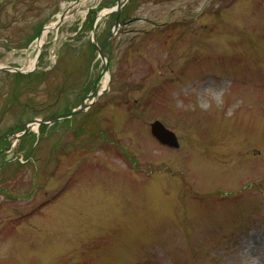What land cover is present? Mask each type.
Here are the masks:
<instances>
[{"label": "rangeland", "instance_id": "1", "mask_svg": "<svg viewBox=\"0 0 264 264\" xmlns=\"http://www.w3.org/2000/svg\"><path fill=\"white\" fill-rule=\"evenodd\" d=\"M116 1L0 0V264H264V0H130L105 85Z\"/></svg>", "mask_w": 264, "mask_h": 264}, {"label": "water", "instance_id": "2", "mask_svg": "<svg viewBox=\"0 0 264 264\" xmlns=\"http://www.w3.org/2000/svg\"><path fill=\"white\" fill-rule=\"evenodd\" d=\"M127 2H128V0H118L117 1L115 11H117L118 15L120 14L121 8L124 7V5ZM105 16H107V15H105ZM104 17L100 16L98 19H101ZM91 33L94 34V27H93V31ZM96 42H97L96 39H94V45L98 48L99 56H100L101 60L104 62V69H103L102 73L105 74L108 71L107 64H106V62H107L106 55L103 53V48L98 47ZM94 92H95V90L93 89L92 94ZM90 96L91 95H89L88 97H90ZM86 107H87V105L85 103H83L80 108H78L77 110H72L70 113H68L66 115L48 120L46 122L37 121V119H36V121H33L32 123H35L36 125L53 124V123H56V122L61 121L63 119L70 118V117H72V115L83 112ZM27 127H28V125H27ZM151 134L158 141V143H160V144L162 143V145H164V146H168V147L174 148V149H177L179 147L178 142H176L177 139H176L175 135L172 132L168 131L161 124V122L160 123L154 122L151 125Z\"/></svg>", "mask_w": 264, "mask_h": 264}, {"label": "bare ground", "instance_id": "3", "mask_svg": "<svg viewBox=\"0 0 264 264\" xmlns=\"http://www.w3.org/2000/svg\"><path fill=\"white\" fill-rule=\"evenodd\" d=\"M50 29H51V27L45 28V30H44V32L42 34L41 39L36 43V47H37L38 50H40L41 47L43 46V44L45 42V36H46V34H48V32L50 31ZM36 63H37L36 59L32 60L28 64V66H26V70H24V71L32 72L34 70V68L36 67V65H37ZM107 81H108V76L106 75L105 83H104L105 85L107 84Z\"/></svg>", "mask_w": 264, "mask_h": 264}, {"label": "trees", "instance_id": "4", "mask_svg": "<svg viewBox=\"0 0 264 264\" xmlns=\"http://www.w3.org/2000/svg\"><path fill=\"white\" fill-rule=\"evenodd\" d=\"M92 14H93V13H91V15H90V16H93Z\"/></svg>", "mask_w": 264, "mask_h": 264}]
</instances>
